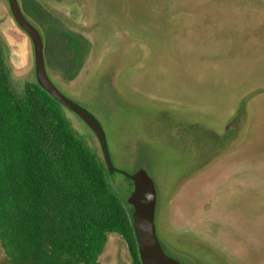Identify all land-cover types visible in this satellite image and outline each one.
<instances>
[{"label":"rangeland","instance_id":"rangeland-1","mask_svg":"<svg viewBox=\"0 0 264 264\" xmlns=\"http://www.w3.org/2000/svg\"><path fill=\"white\" fill-rule=\"evenodd\" d=\"M55 1L45 4L49 15L32 9L49 75L102 125L116 168L107 180L132 221L136 179L147 178L169 258L264 264V0ZM56 29L82 35L92 50L86 54L84 43L81 54L69 50ZM0 38L13 81L35 83L34 45L7 0H0ZM65 113L103 157L88 124ZM194 179L202 181L197 198ZM208 196L214 209L193 211L194 199ZM101 262L132 264L121 235L107 236Z\"/></svg>","mask_w":264,"mask_h":264},{"label":"trees","instance_id":"trees-1","mask_svg":"<svg viewBox=\"0 0 264 264\" xmlns=\"http://www.w3.org/2000/svg\"><path fill=\"white\" fill-rule=\"evenodd\" d=\"M65 110L37 78L13 81L0 38V264H102L115 233L132 264H143L104 156L74 133Z\"/></svg>","mask_w":264,"mask_h":264},{"label":"water","instance_id":"water-1","mask_svg":"<svg viewBox=\"0 0 264 264\" xmlns=\"http://www.w3.org/2000/svg\"><path fill=\"white\" fill-rule=\"evenodd\" d=\"M11 10L15 20L20 27L29 35L34 45L36 77L39 84L58 100L64 107L76 113L88 126L94 131L99 142L103 156L109 172L116 171L113 165L105 132L100 122L87 110L78 106L67 98L53 84L48 76L45 57L44 43L38 30L30 24L22 14L16 0H10ZM136 191L139 193V202L133 216L135 234L138 241L139 253L143 264H179L169 258L162 250L155 229L154 210L152 206V197L154 194V185L147 178L136 179Z\"/></svg>","mask_w":264,"mask_h":264},{"label":"flooded vegetation","instance_id":"flooded-vegetation-1","mask_svg":"<svg viewBox=\"0 0 264 264\" xmlns=\"http://www.w3.org/2000/svg\"><path fill=\"white\" fill-rule=\"evenodd\" d=\"M17 1V3H18V5H19V7H20V10H21V12H22V14L24 15V17L26 18V20L30 23V24H32L37 30H38V32L40 33V35H41V37H42V40H43V43H44V57H45V66H46V70H47V73H48V76H50L49 75V72H48V63H47V57H46V49H47V45H46V39H45V36H44V34H43V32H42V30L39 28V27H37V25L35 24L36 22H39V20L37 19V18H35V14H34V12L32 11V9L33 8H36V9H38V8H40L41 10H42V12H43V16L47 13L48 15L49 14H51L50 12H44L43 10L44 9H46V7H45V4H46V2H47V0H16ZM55 1V0H54ZM7 2L9 3V6H10V8H11V3H10V0H7ZM55 2H57V1H55ZM58 3H60V2H58ZM11 12H12V10H11ZM45 13V14H44ZM12 15H13V13H12ZM13 17H14V15H13ZM14 19H15V17H14ZM59 19H61V18H59ZM16 21V20H15ZM16 23H17V21H16ZM18 24V23H17ZM36 25V26H35ZM18 26H20L19 24H18ZM95 29H96V27H95ZM94 29V30H95ZM55 32H57V33H60L61 35H63V36H66V37H68V39H69V41H70V43H69V47H71L69 50H74L77 54H79V52L81 51V50H83V47H82V45H83V43H84V45H86L85 46V48L88 50L87 52L85 51V53L87 54L88 52H89V50L91 51L92 50V47H93V44H92V42H91V44H90V46H89V43L87 42V40L82 36V35H79V34H74V33H71V32H68V31H66V30H64V31H58L57 29L55 30ZM29 36V35H28ZM75 41V42H74ZM88 45V46H87ZM81 49V50H80ZM63 50V49H62ZM82 52V51H81ZM81 52H80V54H81ZM87 57H88V55H87ZM89 57H90V53H89ZM88 57V58H89ZM87 58V59H88ZM83 64H85L84 63V61L82 62V65ZM79 69V68H78ZM76 74L77 73H75V76H76ZM75 76H74V78H75ZM50 79H51V76L49 77ZM51 81H52V79H51ZM53 82V81H52ZM54 84V83H53ZM198 177H196V179H197ZM196 179H194V180H192V181H190L189 183L190 184H195L194 182H196V185L194 186V189H192V195L193 196H196L198 193H201L200 191H202V188L200 187V183H202V181H199V180H197V181H199L200 183H198L197 181H196ZM196 198H197V196H196ZM194 199L196 202H195V206H196V209H194L193 211H196L197 213H200V214H202L205 210L207 211V210H210V211H212L213 209H214V199H212V197L211 196H208V198L205 200V201H201L200 202V197L198 198V199ZM200 202V203H199ZM192 209H193V207H192ZM159 244H160V242H159ZM160 246H161V244H160ZM161 248H162V246H161ZM162 250H163V248H162ZM164 251V250H163ZM165 253V252H164ZM166 254V253H165ZM179 263V262H178ZM180 264V263H179Z\"/></svg>","mask_w":264,"mask_h":264}]
</instances>
